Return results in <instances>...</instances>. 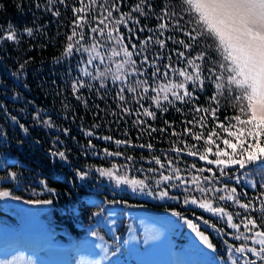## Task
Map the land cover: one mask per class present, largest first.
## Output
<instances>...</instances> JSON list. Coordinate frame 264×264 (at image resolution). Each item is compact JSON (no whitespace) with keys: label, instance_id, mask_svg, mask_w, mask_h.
I'll return each mask as SVG.
<instances>
[{"label":"trees","instance_id":"obj_1","mask_svg":"<svg viewBox=\"0 0 264 264\" xmlns=\"http://www.w3.org/2000/svg\"><path fill=\"white\" fill-rule=\"evenodd\" d=\"M147 2L152 7L147 8L142 5L143 11L147 13L146 17L133 11L141 0H119V2L97 0V3L92 5V11L87 15L92 20L91 26H95V20L92 18L100 15V5L103 3L106 7H110L118 3L119 12H113L114 18H119L120 12L131 13L128 24L126 26L121 24L119 27V32L124 34L129 50L132 44H136L137 51L150 58L157 52L161 57L171 55V61L164 59L159 61L161 67L169 62L184 67V62L178 61L176 56V52L184 51V48L176 41L186 38L178 29L174 30L170 27L162 36L158 30L161 22L158 17L162 8L175 12L181 26H190V17L185 12L184 0H147ZM79 6V0H63V3L61 0H0V33L6 32L9 25L18 33L16 41H0V132L6 133L0 137V165H3L0 167V176H3L7 170L17 171L19 174V178L15 180H0V189L7 188L12 192V196L0 198V226L9 225L18 230L22 226L29 225L38 229L43 238L59 242L69 240L79 242L88 236H96L105 240V250L110 258H120L130 264V259L123 253L122 245H118L119 251L113 248L112 241H116L108 227L114 228L118 234H125L137 214L149 213L168 218L172 224L174 223L173 237L179 245L194 250V254L208 253L221 260L222 264H243L242 254L229 251L231 245L250 243L242 237L237 238L239 233L244 231L243 227L240 230L232 229L226 223V218L213 215L196 204L185 205L183 199L186 196L191 194L200 199L205 195L195 190L192 184H188L185 188L179 185L178 181H161L158 185L160 176L168 174L167 169L158 172L149 171L159 168L152 159L154 156H159L162 162L168 159L175 161V167L181 170V175L188 178L196 174L191 169L192 164H196L198 169L211 167L219 175L215 165H209L198 157L190 156L187 151L183 153L173 151L183 140H187L189 145L196 143L184 132V129L189 127L184 121L193 120L195 114L192 108L195 104L201 107H216L210 100L217 91L214 83L206 80L205 87L197 91L194 101L185 103L173 100L169 104L162 100L161 108H156L148 99L137 102L134 98L137 93L127 90L123 93L125 100H119L117 93L120 88L135 87L137 77L129 76L124 85L119 81L112 82L110 75L103 80L93 79L80 71L86 61V53H74L71 57L62 55L66 37L71 34V22L75 18L72 9ZM54 11H59L60 15H53ZM137 19L139 24L135 22ZM26 27L33 28V35L29 36L23 31ZM141 27L146 30L138 31ZM88 28V25L84 28V43L90 45L92 40L88 35ZM129 28L135 34L130 42L127 39ZM149 35L153 36V41L158 36L165 39L166 49H160L154 42L142 47L140 41ZM136 36L139 37L138 40ZM169 36L172 37L171 40L167 39ZM97 39L104 38L97 36ZM206 42L211 43L210 40H201V46ZM201 50L203 47L194 49V51ZM209 51L214 64L220 59L219 53L214 49ZM57 57L60 59L57 60ZM142 58V55H133L138 69L141 67ZM25 61L28 63L25 64L24 69H19V65ZM205 63L208 64V61ZM107 66L101 67L100 71H104ZM208 66L211 67L212 64ZM111 67L115 72L114 64ZM87 70L96 75L95 64L89 65ZM150 71L151 69L139 79L146 78ZM80 80L83 81L84 86L79 87L74 93L72 84ZM238 94L232 89H226L219 96L217 116L226 126V118L238 114L234 107L236 104L234 97ZM141 104L143 108L153 111L155 118L144 115ZM123 108H128L130 111L123 112ZM164 108L167 111H164ZM36 112H40L39 121L50 117L52 126L40 123L35 118ZM12 116L18 117L19 123L12 120ZM205 122L208 127H215V121L209 114H205ZM19 124H24L29 132H23ZM64 129H67V132L63 131ZM173 130L182 135H173ZM193 130L200 131L198 127ZM203 131L206 133L208 129L205 128ZM216 131L221 137L217 139V144L230 152L231 149L226 148L222 143L223 138H229L227 133L220 128H216ZM89 132L92 134L88 135ZM105 136L111 139H103ZM116 140L129 141V143L116 144ZM89 141L92 146H89ZM232 142L235 140L233 139ZM148 144L152 147H141ZM203 144L204 142L201 141L196 147L203 151ZM49 149L65 151L68 160L52 158ZM104 149H108L109 152L119 151L122 155L110 156L104 153ZM215 150L213 146V152ZM127 157L132 159L128 160ZM212 158L214 157L210 154L209 159ZM113 164L122 166L119 168V173L126 174L129 178L147 177V187L140 190L139 186L133 189L131 185H116L114 180L100 176L96 171L97 168H110ZM78 171H86L89 175L80 178ZM227 171L229 175L220 177L219 181L213 184L214 187L222 188L224 184L229 188L236 187L237 195L244 202L264 191L261 187L264 185V168L256 164L248 165L245 169H239L238 165H230ZM203 175L211 174L204 172ZM237 176L238 180L234 178ZM42 181H46V186ZM171 183H177L178 187L172 188ZM201 186H207L203 180ZM165 187L169 189V196L161 198L158 193ZM49 188H55L56 192H49ZM222 194V192L216 193V196ZM208 196L211 198V193ZM36 199H50L53 203L50 205L28 203L29 200ZM113 200L117 203H109ZM215 206H224L234 214L241 213V216L245 214L244 210L232 201L217 199ZM31 208L35 209V213L31 212ZM176 211L181 212L184 218L177 217ZM97 212L101 214L94 215ZM250 214L255 215L258 222L259 217L264 215L259 211ZM241 216L234 215V222H239ZM201 217L203 219H200ZM187 220H192L210 237L215 245L213 249L205 245L206 250H203L200 242L197 248L194 247L196 239L192 236V229L188 226ZM0 264L37 263L32 257L16 253L0 258ZM75 264L93 263L78 255Z\"/></svg>","mask_w":264,"mask_h":264},{"label":"snow or ice","instance_id":"obj_2","mask_svg":"<svg viewBox=\"0 0 264 264\" xmlns=\"http://www.w3.org/2000/svg\"><path fill=\"white\" fill-rule=\"evenodd\" d=\"M119 2V0H118ZM63 3V0H61ZM97 0H79V7H73L75 18L71 22V34L66 37V44L62 55L71 57L74 53H86V61L80 68V71L85 76H90L93 79L103 80L106 76H111L112 82L119 81L121 85L127 83L129 76H135L136 86H129L125 89L123 86L117 93L119 100L124 101L123 93H137L134 97L137 102L142 99H148L155 104L156 108H161V101L172 103L173 100L180 102H189L196 99L198 90H203L205 81L211 80L217 90L210 100L216 107H201L198 104L193 105L192 112L195 114L193 120H186L184 123L189 125L184 129L189 137L196 143L189 145L187 140L181 141V145L176 146L173 151L183 153L187 151L188 155L198 157L201 161H206L209 165H215L219 175L213 168H197L196 164L191 165V169L195 175L190 178L182 176L181 170L175 167V161L168 159L162 162L159 156H154L152 159L159 165L157 169H150V172H158L161 169H167L168 174H162L161 181H178L179 185L187 187L192 184L195 190L205 194L200 199L193 195H188L183 199V203L196 204L199 208L206 210L218 217L226 218V223L232 228L240 230L243 227L244 231L239 233L237 238L242 237L250 243H241L239 246L231 245L230 252L240 253L244 257L243 264H264V215L258 218L250 213L259 211L264 213V191L259 192L247 202H244L237 195V188L224 184L222 188L214 187L213 184L218 182L220 177L228 176L227 171L230 165H238L239 169H245L246 166L256 164L264 168V0H184L185 12L190 17L189 25L181 26L177 14L170 12L167 8L161 9V15L158 17L160 23L158 30L160 36L170 27L178 29L186 39L177 40L176 43L184 48V51H177V60L184 62V67L171 62L166 63L163 67L159 61L162 59L171 61V55L161 57L160 53H156L152 58L148 55L137 51V45L132 44L129 50L128 43H125V36L119 32L121 24H128V17L131 13L120 12L119 18L113 17V12H119L118 3L106 7L103 3L100 5V15L93 17L95 26L92 25V20L88 18V13L92 11V5L96 4ZM142 5L151 8V4L147 0H141L133 11L147 16L143 11ZM39 7V5H37ZM106 13V14H105ZM53 15L59 16V11H54ZM139 24V20L135 21ZM88 25V35L92 43L86 44L85 41V26ZM146 29L141 27L138 31L143 32ZM29 36L33 35V28L26 27L23 29ZM127 37L130 42L135 34L132 29H128ZM97 36L103 37V40L97 39ZM18 33L13 26L9 25L6 32L0 33V41H16ZM137 40L138 36L135 37ZM171 40L172 37H168ZM211 41L201 46L200 41ZM110 42V43H109ZM150 42H154L160 49H166L165 39L159 36L153 41V36L149 35L143 41H140L142 47H146ZM203 47L201 51H194L195 48ZM210 49H214L219 53L220 59L214 64L211 61ZM143 56L140 60V68L138 69L137 61L133 59V55ZM57 60L60 58L57 57ZM208 64H212L211 67ZM19 65V69L23 70L25 64ZM96 65V75H93L87 70L89 65ZM114 64L115 72L112 71L111 65ZM105 67L104 71H100L101 67ZM147 66V67H144ZM150 73L144 79L139 77L144 76L148 70ZM71 71V69H69ZM163 81V82H159ZM155 83V87L153 84ZM83 81H77L72 84L73 92H77L79 87H83ZM226 89H232L239 94L234 97L238 114L227 119L225 122L219 120L217 112L219 111V96ZM150 93H153L150 95ZM79 99V97H77ZM143 113L146 116L155 118V113L148 108H143ZM167 111L166 108L163 109ZM123 112H129L128 108H123ZM205 114H209L215 127H208L205 122ZM35 118L39 121L40 112H36ZM12 120L19 123L18 117L12 116ZM40 123L52 126L51 118L39 121ZM143 124L144 121H138ZM23 132L28 133L29 129L24 124H19ZM199 128L200 131H194V128ZM207 128L205 133L203 130ZM216 128L223 129L229 138H223L222 143L231 151H225L217 144V139H221ZM234 129V130H233ZM157 131V129H150ZM63 131L67 132V129ZM163 131V129H160ZM92 133H88L91 135ZM6 133L0 132V137ZM173 135H182L173 130ZM216 137V139H214ZM105 140H110L111 137H103ZM233 139L235 142H232ZM203 141V151L196 147V144ZM38 142V141H37ZM22 143V141L20 142ZM116 144H128L129 141L116 140ZM89 146L91 141H89ZM215 146V152H213ZM141 147L151 148L152 145H141ZM105 154L110 156H120L121 152H109L108 149L103 150ZM52 158H59L63 161L68 160V155L65 151L49 149ZM212 154L214 158L209 159ZM131 160L132 157H127ZM3 167V165H0ZM118 166L113 164L110 168H97L100 176L108 177L114 180L116 185H131L133 189L139 186L140 190L147 187V177L145 179L129 178L126 174H120ZM208 172L211 175L204 176L203 173ZM78 176L84 178L89 175L86 171H78ZM17 171L7 170L0 180L18 179ZM236 180L239 177H234ZM207 186H201V181ZM46 186V181H42ZM172 188L178 187L177 183H171ZM264 188V185L261 186ZM49 192H56L55 188H49ZM222 192V195L216 196V193ZM211 193V198L208 194ZM247 195V193H244ZM12 192L3 188L0 189V198L10 197ZM158 196L168 197L169 189L167 187L159 191ZM20 199V197H15ZM232 201L237 204L240 209H243L245 214L233 213L224 206H215L216 200ZM30 204L50 205L52 200H29ZM109 203H117L113 200ZM126 203V202H125ZM257 204L259 207H257ZM103 209H101V212ZM97 212L94 215L99 216ZM177 217L184 218L179 211L175 212ZM234 215L241 216L239 222H234ZM200 219H203L201 217ZM208 223V221H204ZM188 226L193 229L195 235L207 245L209 249H213L215 245L210 237L201 231L199 226L193 223L192 220H187ZM216 227L215 225H210ZM222 231V230H221ZM247 233L248 235H245ZM231 234V233H229ZM119 251V247L116 249ZM254 257V258H252Z\"/></svg>","mask_w":264,"mask_h":264},{"label":"rangeland","instance_id":"obj_3","mask_svg":"<svg viewBox=\"0 0 264 264\" xmlns=\"http://www.w3.org/2000/svg\"><path fill=\"white\" fill-rule=\"evenodd\" d=\"M31 212L35 213V209L31 208ZM173 224L168 218H165L164 223H159L150 217L138 216L132 228L126 233L125 245L132 257V264H175L176 262L186 264L189 262V259L194 257V250L188 249L186 246H178L172 233L174 229ZM4 232H11V230L4 229L2 233ZM176 234H178V231ZM192 236L196 239L194 247L197 248L199 242L203 243L195 235L193 229ZM181 249L184 250L185 257L181 256V252L179 251ZM209 262L211 263V261ZM219 262L222 261L220 260ZM112 263L119 264L118 261Z\"/></svg>","mask_w":264,"mask_h":264}]
</instances>
